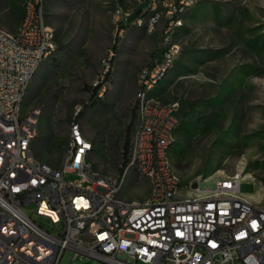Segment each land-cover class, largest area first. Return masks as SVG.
Returning a JSON list of instances; mask_svg holds the SVG:
<instances>
[{
    "label": "built area",
    "instance_id": "1",
    "mask_svg": "<svg viewBox=\"0 0 264 264\" xmlns=\"http://www.w3.org/2000/svg\"><path fill=\"white\" fill-rule=\"evenodd\" d=\"M47 1L24 0L16 29L0 27V264H59L66 250L104 264H264V203L248 190L264 187L240 172L181 185L169 158L175 105L149 97L172 69L180 50L174 35L198 0H149L131 19L144 0L114 8L121 24L129 20L148 34L163 28L156 57L139 73L137 122L118 178L93 171L91 142L75 116L59 167L33 153L41 108L23 107L31 79L56 49ZM129 172L149 184L141 202L117 196Z\"/></svg>",
    "mask_w": 264,
    "mask_h": 264
},
{
    "label": "rangeland",
    "instance_id": "2",
    "mask_svg": "<svg viewBox=\"0 0 264 264\" xmlns=\"http://www.w3.org/2000/svg\"><path fill=\"white\" fill-rule=\"evenodd\" d=\"M24 0H0V27L13 32ZM144 0L131 19L146 8ZM126 0H48L46 25L56 44L31 79L23 110L40 107L39 131L32 144L35 157L59 167L69 124L77 113L91 142L87 161L94 172L118 178L127 127L131 142L137 122L135 95L140 70L156 57L162 26L148 34L118 22L115 7ZM119 38L116 41V38ZM174 40L179 54L166 77L149 93L162 105H175L178 126L170 162L181 185L235 172L250 174L264 187V0H198L186 13ZM117 42L118 51L111 50ZM111 64V82L93 106L81 110ZM66 176L67 179H74ZM264 203L257 184L248 189ZM149 194L144 178L129 172L118 198L141 202ZM27 213L37 224L47 221ZM59 264H104L66 250Z\"/></svg>",
    "mask_w": 264,
    "mask_h": 264
},
{
    "label": "trees",
    "instance_id": "3",
    "mask_svg": "<svg viewBox=\"0 0 264 264\" xmlns=\"http://www.w3.org/2000/svg\"><path fill=\"white\" fill-rule=\"evenodd\" d=\"M139 14V11H137V13L133 16V17H136L137 15ZM132 17V18H133ZM121 26H123L121 24ZM119 38L117 37L116 38V41L118 40ZM111 50L113 51V54L117 53L118 51V46H117V42L114 43V45L112 46ZM152 61L154 59V54H152ZM151 61V62H152ZM114 62V57H112L110 60H109V67L107 69V71L102 75L101 79L99 81L96 82L95 85H93L91 87V95L89 97V100L86 104H83L82 107H81V110L84 111L88 106H93L95 101L99 98L98 95L99 93L102 91V90H106L108 84L111 82V64H113ZM150 62V63H151ZM81 116V113H77L76 115V119H78L79 117ZM129 129L130 127H127V133H126V138H125V141H124V144H123V152H122V167L124 166L125 164V161H126V155L128 153V150H129V146H130V140H129ZM122 174V168H120L119 170V177L121 176Z\"/></svg>",
    "mask_w": 264,
    "mask_h": 264
}]
</instances>
